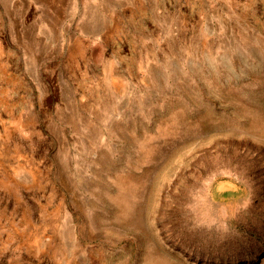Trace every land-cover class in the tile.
<instances>
[{
    "label": "rangeland",
    "instance_id": "374dc122",
    "mask_svg": "<svg viewBox=\"0 0 264 264\" xmlns=\"http://www.w3.org/2000/svg\"><path fill=\"white\" fill-rule=\"evenodd\" d=\"M0 264H264V0H0Z\"/></svg>",
    "mask_w": 264,
    "mask_h": 264
}]
</instances>
